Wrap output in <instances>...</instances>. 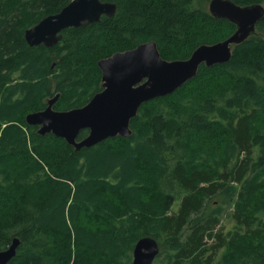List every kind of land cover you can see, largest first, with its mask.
Masks as SVG:
<instances>
[{"label": "trees", "instance_id": "1", "mask_svg": "<svg viewBox=\"0 0 264 264\" xmlns=\"http://www.w3.org/2000/svg\"><path fill=\"white\" fill-rule=\"evenodd\" d=\"M72 1L0 0V252L18 239L9 264H131L152 238L172 264H264V18L228 64L143 105L131 138L77 152L26 117L57 95V112L86 106L102 60L154 42L185 61L236 27L212 0H100L114 18L30 48L25 31Z\"/></svg>", "mask_w": 264, "mask_h": 264}, {"label": "water", "instance_id": "2", "mask_svg": "<svg viewBox=\"0 0 264 264\" xmlns=\"http://www.w3.org/2000/svg\"><path fill=\"white\" fill-rule=\"evenodd\" d=\"M210 15L236 27L227 40L213 46H201L185 61L167 62L159 54L154 42L137 49L119 53L98 63L102 74L103 91L83 108L57 112L54 106L60 96L48 101L47 108L26 117V124L38 128V135H49L64 140L77 152L91 149L108 140L132 136L131 122L141 107L151 101L174 95L194 80L202 66L213 68L228 64L233 48L245 43L255 34L264 18V7H240L229 0H212ZM117 6L100 0H73L59 14L43 19L26 30L24 39L30 48L54 49L63 40L62 33L69 29L99 24L102 18L116 16ZM83 132L88 135L79 141ZM21 242L0 252V264H9L16 256ZM161 248L152 238L137 242L132 264H153Z\"/></svg>", "mask_w": 264, "mask_h": 264}, {"label": "rangeland", "instance_id": "3", "mask_svg": "<svg viewBox=\"0 0 264 264\" xmlns=\"http://www.w3.org/2000/svg\"><path fill=\"white\" fill-rule=\"evenodd\" d=\"M103 83H101L102 86ZM264 124V123H263ZM223 226H225V229L230 228V226L228 224L225 223V221H223ZM220 261V260H219ZM218 261V262H219ZM133 263V257H132V262ZM153 264H172V260H171V255L165 254V253H160V255L158 256V258L154 261Z\"/></svg>", "mask_w": 264, "mask_h": 264}, {"label": "flooded vegetation", "instance_id": "4", "mask_svg": "<svg viewBox=\"0 0 264 264\" xmlns=\"http://www.w3.org/2000/svg\"><path fill=\"white\" fill-rule=\"evenodd\" d=\"M209 13H210V12H209ZM62 34H63V33H62ZM62 36H63V35H62ZM62 41H63V40H62ZM147 44H148V43H147ZM101 80H102V79H101ZM102 85H103V84H102ZM102 91H103V89H102ZM102 91H101V92H102ZM101 92H100V93H101ZM98 94H99V93H98ZM84 107H85V106H84ZM87 135H88V133H87Z\"/></svg>", "mask_w": 264, "mask_h": 264}]
</instances>
